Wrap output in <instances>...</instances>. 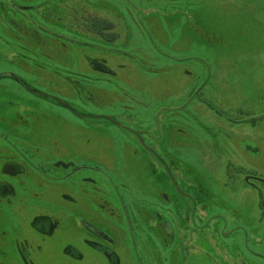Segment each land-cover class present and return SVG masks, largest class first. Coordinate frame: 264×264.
Masks as SVG:
<instances>
[{"label":"rangeland","instance_id":"rangeland-1","mask_svg":"<svg viewBox=\"0 0 264 264\" xmlns=\"http://www.w3.org/2000/svg\"><path fill=\"white\" fill-rule=\"evenodd\" d=\"M63 1L15 0L19 13L0 6L5 156L46 173L59 159L112 158L125 180L124 158L134 199L163 173L196 218L191 250L180 246L185 259L264 256V0ZM80 15L105 18L118 38L70 29ZM145 154L151 168L142 172ZM28 170L4 213L22 237L70 190L84 203L96 197L77 194V174L50 186Z\"/></svg>","mask_w":264,"mask_h":264},{"label":"flooded vegetation","instance_id":"flooded-vegetation-1","mask_svg":"<svg viewBox=\"0 0 264 264\" xmlns=\"http://www.w3.org/2000/svg\"><path fill=\"white\" fill-rule=\"evenodd\" d=\"M65 1L58 5L64 6ZM0 6L10 7L15 13L23 11L15 0H0ZM77 17L75 21L79 23L68 25L70 29L109 43L118 38L112 23L105 18ZM106 65L101 60L98 68L110 72ZM14 78L21 83L20 78ZM3 148L0 143V264H194L182 256L180 246L185 251L191 250L196 218L187 202L176 195L177 182L173 177L163 173L150 177L148 188L142 190L144 199L141 196L134 199L131 181L126 180L131 178L132 167L124 158L120 165L127 175L121 180L117 175L119 170H111L108 161H115L112 158H105L102 163L86 158L93 164L86 163L85 159L80 164L69 158L59 159L49 166L51 173H46L31 160L22 165L17 162L20 158L6 157ZM154 159L160 162L158 157ZM149 160L145 154L142 172L151 168ZM28 169L33 171V176L43 177L50 186L64 183L69 176L77 174L81 177L77 194L86 199L92 192L96 197L84 203L71 190L64 189L68 193L58 202L46 201L48 205L55 203L52 212L33 216L26 228L28 234L22 237L15 223L6 221L4 213L6 206L15 208L19 201L15 185L20 186L18 178L26 176ZM72 184L74 188L75 183ZM169 200L173 206L165 205ZM235 228L229 235L235 236ZM221 264H264V256L251 251L246 255H223Z\"/></svg>","mask_w":264,"mask_h":264}]
</instances>
